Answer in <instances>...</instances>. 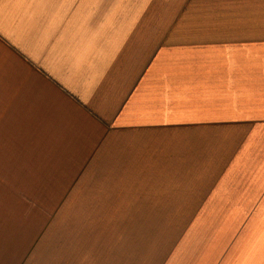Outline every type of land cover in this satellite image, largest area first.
<instances>
[{"label":"crops","instance_id":"0c3cea01","mask_svg":"<svg viewBox=\"0 0 264 264\" xmlns=\"http://www.w3.org/2000/svg\"><path fill=\"white\" fill-rule=\"evenodd\" d=\"M5 175L120 264H264V0H0ZM30 213L0 264H32Z\"/></svg>","mask_w":264,"mask_h":264},{"label":"rangeland","instance_id":"374dc122","mask_svg":"<svg viewBox=\"0 0 264 264\" xmlns=\"http://www.w3.org/2000/svg\"><path fill=\"white\" fill-rule=\"evenodd\" d=\"M16 188V177L0 176L1 228L2 222L10 221V219L18 221L25 215H30L31 211L33 215L47 213L50 218L53 217L47 224L50 230L41 235L38 234L37 237L36 233L33 236L32 264H107L105 249L112 252V264H120V239H115L120 233L117 235L114 232L115 235H113L116 237H112L109 241L108 234L107 236L104 234L105 225L103 224L76 225L73 209H66L62 213V209L55 208H24L26 193L17 191ZM57 215L61 216L59 222L51 223L57 220ZM34 226L40 227L38 224ZM113 228L115 229V226ZM1 234H4L3 230ZM27 259L18 264H28Z\"/></svg>","mask_w":264,"mask_h":264}]
</instances>
